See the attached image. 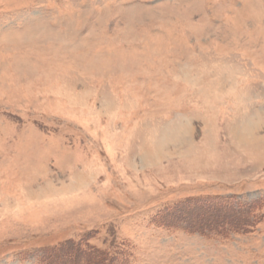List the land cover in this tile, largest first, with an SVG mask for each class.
<instances>
[{"label": "rangeland", "instance_id": "1", "mask_svg": "<svg viewBox=\"0 0 264 264\" xmlns=\"http://www.w3.org/2000/svg\"><path fill=\"white\" fill-rule=\"evenodd\" d=\"M93 253L264 264V0H0V264Z\"/></svg>", "mask_w": 264, "mask_h": 264}, {"label": "trees", "instance_id": "2", "mask_svg": "<svg viewBox=\"0 0 264 264\" xmlns=\"http://www.w3.org/2000/svg\"><path fill=\"white\" fill-rule=\"evenodd\" d=\"M212 201L215 202L214 200H212ZM207 203H210V202H207ZM215 204L219 205L221 203L220 202H217V203L215 202ZM201 214H203V213H201ZM228 215H229V213H228ZM233 215H234V213H233ZM208 216L214 217V219L216 221L215 222L214 221H210V223L204 224V222L203 223L200 222V219H196V221H193L191 224H189L190 230L191 231H197L201 235H203L204 232H210V233H214V234H219L221 232L222 226H227L228 225V227L231 229V228H234L235 225H237V221H238L237 219H234L233 221L231 220V221H228V222H223L224 220L221 219V216H220V218H217L219 216H217L214 211H213V213L209 212ZM227 216H225V217H227ZM223 217L224 216H222V218ZM75 248H78V246H75ZM76 250H78V249H76ZM76 253L79 254V252H77V251H76ZM64 254H66L67 257H68L72 253H71V251L67 250L66 252H64ZM64 254L62 253V255H64ZM91 255H92V257H94L93 259L88 260V258H89L88 256H82L80 258H73V262H71V263L75 264V260H77V259H84L86 261V263H89V264L90 263H92V264H100L101 262L103 263V262H106V260H107L106 258L102 259L101 255L99 257L94 256V253L91 254ZM72 257H74V256H72Z\"/></svg>", "mask_w": 264, "mask_h": 264}]
</instances>
